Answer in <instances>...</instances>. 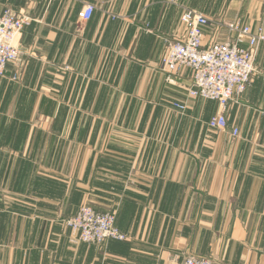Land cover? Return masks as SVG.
<instances>
[{
	"label": "crops",
	"instance_id": "obj_1",
	"mask_svg": "<svg viewBox=\"0 0 264 264\" xmlns=\"http://www.w3.org/2000/svg\"><path fill=\"white\" fill-rule=\"evenodd\" d=\"M6 8L32 22L22 70L0 77V264L190 254L264 264V43L225 131L208 128L216 102L187 97L191 71L169 83L161 66L185 35L183 11L211 22L209 45L232 37L235 21L264 32V0H0ZM83 205L113 213L125 241L76 242L65 222Z\"/></svg>",
	"mask_w": 264,
	"mask_h": 264
},
{
	"label": "built area",
	"instance_id": "obj_2",
	"mask_svg": "<svg viewBox=\"0 0 264 264\" xmlns=\"http://www.w3.org/2000/svg\"><path fill=\"white\" fill-rule=\"evenodd\" d=\"M243 1V0H234ZM94 7L86 5L80 14L82 21H88ZM32 19L6 8L0 15V77L7 66H13L20 72L24 66L23 53L19 49L22 31ZM185 29L181 40L168 45L166 56L161 61L167 73L166 81L173 82L172 75L180 69L191 71V84L186 95L191 99H203L216 102L218 113L213 116L208 128L227 130L225 113L232 101H237L246 91L256 74L255 60L260 44L264 43V32L257 28L254 32L248 26L235 21L226 25L232 35L224 42L205 45L204 30L211 22L202 14L185 10L180 16ZM18 74L12 80L18 79ZM179 111L186 109L184 104L174 103ZM238 130L231 129L230 136L238 137ZM67 228L76 236V242L101 246L108 241H125L126 237L115 227V215L111 212H98L90 205L81 206L74 217L65 222ZM181 264H215L206 257L187 255Z\"/></svg>",
	"mask_w": 264,
	"mask_h": 264
}]
</instances>
